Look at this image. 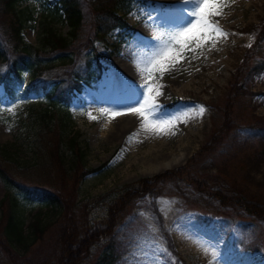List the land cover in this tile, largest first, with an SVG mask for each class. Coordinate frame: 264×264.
<instances>
[{
	"label": "rangeland",
	"instance_id": "rangeland-1",
	"mask_svg": "<svg viewBox=\"0 0 264 264\" xmlns=\"http://www.w3.org/2000/svg\"><path fill=\"white\" fill-rule=\"evenodd\" d=\"M177 1L124 0L119 13L124 24L118 23L103 38L94 41L100 67L95 78L75 92L69 103L73 118L70 134L78 133L87 146V165L103 166V169L81 180L77 200L86 205L89 219L96 222L107 216L108 205L120 194L138 186L140 179L156 176L151 181V189L156 194L137 197L123 222L108 237L114 254L110 264H123L138 236L153 243L161 242L165 247V255L156 253V258L148 264H198V257L191 251L197 246L193 240L224 247L225 264H264V221L233 202L221 205L213 195L216 191L226 192L230 182L236 181L264 196V70L253 73L249 70L254 50H259L264 59V34L258 44L261 47L255 48L264 27V0H225L224 16L215 19L219 22L224 19L232 28L236 27L232 33L237 37L229 31L227 39L215 48L209 44L195 52L187 51L185 59L170 71L162 76L156 74L155 82L163 85L160 89L163 94L157 97L158 117L180 116L196 105L206 108L202 117L185 121L180 116L172 129L175 134H166L167 141L173 143L180 137L191 150L183 162L142 174L138 163L130 165L138 162L134 154L140 156L149 144L147 138L141 137L139 117L135 115V125L125 131L114 120L116 117L110 123V118L100 111H123L137 97L144 79L139 74L136 76L133 60L143 62L158 47V41L152 39L155 34L186 26L190 19L187 13L192 4ZM175 6L182 10L173 11ZM17 9L28 16L22 37L35 47L44 42L49 27L64 36L69 32L67 24L54 13L53 0H18ZM89 23H92L91 16L82 35L90 33L92 24ZM237 79L239 83L234 85ZM10 90L0 83V144H13L11 153L20 163L39 160L43 164L35 118L26 109L23 91L17 85ZM30 97L44 103L41 95L39 100L35 95ZM228 99L233 104L232 116L237 127L215 152L200 150L212 128L222 121ZM89 114L97 119H91ZM157 136L165 139V135ZM166 151L160 149L159 155ZM42 168L47 171L44 165ZM7 193L15 192L0 179V201ZM16 196L25 217L24 234L29 233V223L35 218L53 217L55 211L49 206ZM166 199L174 200L172 207ZM182 220H189L200 229L198 234H193L195 239L184 238L181 244L173 243L183 259L174 256L166 243L170 236L175 237L174 227ZM51 236L52 229L44 238L49 240ZM106 242L94 245L84 264L100 261Z\"/></svg>",
	"mask_w": 264,
	"mask_h": 264
},
{
	"label": "trees",
	"instance_id": "trees-1",
	"mask_svg": "<svg viewBox=\"0 0 264 264\" xmlns=\"http://www.w3.org/2000/svg\"><path fill=\"white\" fill-rule=\"evenodd\" d=\"M17 2L0 0V83L10 92L16 85L22 89L26 109L35 118L44 163H20L11 153L13 144H0V179L15 192L0 201V264H84L91 248L106 241L103 256L95 264H110L114 254L108 237L123 222L137 197L156 194L151 189L156 176L140 179L138 186L128 188L108 205L104 219L91 221L86 205L77 200L79 185L86 175L103 166L89 167L87 146L78 133L70 134L73 118L69 103L75 92L95 78L100 67L94 41L118 23L124 24L119 15L124 0H53L54 13L67 24L69 32L64 36L49 27L38 47L22 37L28 16L17 9ZM90 16L91 31L82 35ZM263 34L264 27L255 48L261 47L258 44ZM253 57L250 72L263 71L259 50H254ZM237 83L239 79L234 85ZM30 95L38 100L41 95L44 103ZM232 113L233 104L228 99L222 121L212 128L200 150L213 153L223 144L237 127ZM43 165L47 167L45 172ZM16 194L28 202L49 206L55 211L53 217L35 218L29 223V233L24 234L25 217ZM213 195L221 205L233 202L264 221V196L245 185L232 181L226 192ZM50 229L52 236L46 240Z\"/></svg>",
	"mask_w": 264,
	"mask_h": 264
},
{
	"label": "snow or ice",
	"instance_id": "snow-or-ice-1",
	"mask_svg": "<svg viewBox=\"0 0 264 264\" xmlns=\"http://www.w3.org/2000/svg\"><path fill=\"white\" fill-rule=\"evenodd\" d=\"M184 3L192 4L191 11L187 13L190 19L186 22V26L155 34L152 39L158 41V47L143 62L133 60L138 74L144 79L137 97L130 101L129 106H125L123 111L101 109L102 114L110 119L124 114L137 115L141 120L140 129L155 135L175 134L172 129L180 116L186 121L187 118L202 117L205 114L206 108L203 105H196L185 110L180 116L169 119L157 116L160 111L157 97L163 94L160 90L163 85L155 82L156 74L162 76L174 68L185 59V52H195L209 44L215 48L217 43L230 35L221 26L219 20L215 19L224 16L223 10L227 7L225 0H184ZM89 116L93 120L97 119L91 114ZM192 242L199 245L197 240ZM202 250L208 251L206 248Z\"/></svg>",
	"mask_w": 264,
	"mask_h": 264
},
{
	"label": "bare ground",
	"instance_id": "bare-ground-1",
	"mask_svg": "<svg viewBox=\"0 0 264 264\" xmlns=\"http://www.w3.org/2000/svg\"><path fill=\"white\" fill-rule=\"evenodd\" d=\"M172 1H174V0H172ZM179 2H181L183 4L182 0ZM183 6H185V5H183ZM175 7L176 8H174V9L172 8L173 11L182 10L180 8H177V6H175ZM220 24L228 33H230V32L232 33V31L237 30L236 27H233V28L231 27L232 24L226 23L224 19L222 21H220ZM232 36H236V35L232 33ZM215 63L216 62H214V64ZM137 75H138V72H136V76ZM213 76H214V73H213ZM214 77H213V79H214ZM206 79H208V78H206ZM208 82H210V81H208ZM134 116H135L134 114H125V115L117 116L116 117L117 119H114V120L118 121V124H119V127L121 128V130L126 128L125 131H128L135 125ZM114 120L110 119V120H108V122L111 123ZM139 121H141L140 117H139ZM136 123H137V121H136ZM141 134H142L141 137L147 138L149 140V144L146 148L141 150L142 154L140 156H137L136 154H134V160L138 161V162H131L130 165L132 166L133 164L138 163L142 167V169L140 170V172L142 174L154 172L157 170L166 169L169 167H174L175 165L183 162L188 157V154L191 151L188 148H186L187 147L186 144H183L181 142L180 137L178 139L174 140L173 143H171V141H169V140L167 141V135L166 134H165V139L160 138L159 136H157L155 134H151L145 130H142ZM139 140H140V142H142L141 138ZM136 145L137 144L133 143V146H136ZM164 148L167 151L165 153L159 155L160 149L162 150ZM165 201L167 203H169L171 207L173 206L172 205L173 201H174L173 199H166ZM174 215H176V214H174ZM173 217L169 220V223H171V220L174 219ZM169 226H170V224H169ZM173 227L171 229H173ZM167 228H168V226H167ZM174 229L175 230L173 233L175 234L174 235L175 237L170 236L166 243H167V246L169 247V251H171L172 254H174V256L183 259V256L181 254L180 249H178V250L175 249L173 246V243L175 244V242H176V243L181 244V241H183L184 238H186V239L187 238L192 239V237L194 238L195 236L193 234L195 233V235H196L197 230H200V229L196 226V224L192 223L189 220H182L178 225H176V228L174 227ZM149 231H153V229L150 228ZM152 233L154 234V232H152ZM166 234L170 235L168 233H166ZM132 244H133V246L130 249V251L128 252V254L126 255V257L124 258L123 264H148L149 261L156 258L155 257L156 253L157 254L159 253L162 255H165V253H166V252L164 253L165 247L163 248V244L161 242L160 243H153L152 240H149L146 238L143 239L139 236L133 240ZM204 248L208 249V251L207 252L203 251L202 249H204ZM222 248H224V247H222L221 245L216 246V245L210 244L207 241H205V242H202L201 244L193 247L191 249V251L198 257V259H197L198 264H210V263L213 264L214 262H216V264H218V262H222L223 264H225L226 255H224ZM153 256H154V258H152Z\"/></svg>",
	"mask_w": 264,
	"mask_h": 264
}]
</instances>
